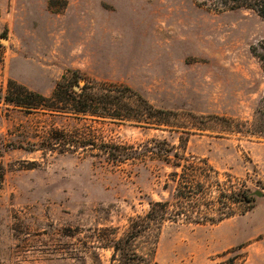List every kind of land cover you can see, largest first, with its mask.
I'll return each instance as SVG.
<instances>
[{
  "label": "rangeland",
  "instance_id": "rangeland-1",
  "mask_svg": "<svg viewBox=\"0 0 264 264\" xmlns=\"http://www.w3.org/2000/svg\"><path fill=\"white\" fill-rule=\"evenodd\" d=\"M202 2L0 0V264H264V197L217 225L170 222L179 212L218 216L220 194L264 196V132L249 131L264 112V75L250 53L264 21ZM70 71L80 77L75 93L85 83L128 87L167 119L3 101L9 81L49 98ZM151 140L181 160L112 163L98 149ZM149 202L168 203L166 221L115 249Z\"/></svg>",
  "mask_w": 264,
  "mask_h": 264
},
{
  "label": "trees",
  "instance_id": "trees-1",
  "mask_svg": "<svg viewBox=\"0 0 264 264\" xmlns=\"http://www.w3.org/2000/svg\"><path fill=\"white\" fill-rule=\"evenodd\" d=\"M202 4H208L218 12L249 10L254 12L264 21V0H203ZM250 53L260 63L264 75V40L260 41L257 45L252 46L250 48ZM69 73L71 74L70 80L66 82H57L52 95L49 98L28 91L24 87L9 81L6 93L3 96V101L6 104L26 111L36 110L40 107L45 111L59 113L62 108L48 106V104L56 101L61 104V102L65 101L66 104L64 105H70L71 111L74 115H87L93 118L108 119L118 122L131 121L138 117H143L147 122L152 120L164 121L167 119L166 116H168V114L166 112L152 109L145 100L137 96L135 91L128 87H109L98 90L95 88L94 84L87 85L85 83L83 87L80 88L79 86L80 92L75 93L73 90V84L75 85L78 83L80 77L74 71H70ZM135 98L137 102L136 107L129 102L130 99H134L135 103ZM49 108H51V110H49ZM257 117L258 122L251 124L249 131L250 129H256L257 132H264V112L261 113L260 111H257ZM59 137L61 136L59 135ZM56 140L60 143V138ZM86 145L93 146V144L89 142L84 144V146ZM63 146H65V144ZM98 149L103 155H105L107 161L112 163H123L146 155L156 157L165 162H168L170 157L181 160L179 154L164 140H151V143H147L136 149L113 144H101ZM203 164L205 167H208L205 162H203ZM176 165L178 166V164ZM249 193V189H243L230 194H220L216 201L221 203L217 208L218 216L204 215L203 217L192 221L190 220L189 215H184V212H179L177 216L174 217L175 220L170 222L176 223L178 217H185L184 221L189 224L217 225L224 220L230 219L236 215H243L253 209L255 199L249 196ZM179 195L181 196L182 193ZM189 195L191 198L192 194ZM183 198L186 199L185 196ZM225 203L237 205L242 209L239 213H234L231 210L225 212V210L221 208ZM149 207L148 213L144 217L138 218L135 221V225L132 226L130 234L115 244V249L120 250V243H124L129 239L138 238L148 230L151 224L160 225L162 222L166 221L165 215L167 213L168 203L149 202ZM227 264H234V258H230Z\"/></svg>",
  "mask_w": 264,
  "mask_h": 264
},
{
  "label": "water",
  "instance_id": "water-1",
  "mask_svg": "<svg viewBox=\"0 0 264 264\" xmlns=\"http://www.w3.org/2000/svg\"><path fill=\"white\" fill-rule=\"evenodd\" d=\"M0 41L5 43V40L2 38H0ZM249 196L253 197L254 199H262L264 197L260 191H250Z\"/></svg>",
  "mask_w": 264,
  "mask_h": 264
},
{
  "label": "crops",
  "instance_id": "crops-1",
  "mask_svg": "<svg viewBox=\"0 0 264 264\" xmlns=\"http://www.w3.org/2000/svg\"><path fill=\"white\" fill-rule=\"evenodd\" d=\"M0 79H1V78H0ZM0 91H1V82H0ZM0 93H2V91H1Z\"/></svg>",
  "mask_w": 264,
  "mask_h": 264
}]
</instances>
